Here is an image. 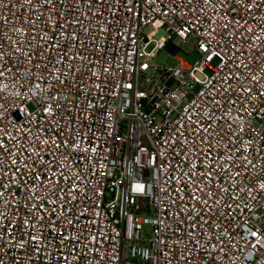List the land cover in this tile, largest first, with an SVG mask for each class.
Returning <instances> with one entry per match:
<instances>
[{
  "label": "built area",
  "instance_id": "obj_1",
  "mask_svg": "<svg viewBox=\"0 0 264 264\" xmlns=\"http://www.w3.org/2000/svg\"><path fill=\"white\" fill-rule=\"evenodd\" d=\"M0 264H264V0H0Z\"/></svg>",
  "mask_w": 264,
  "mask_h": 264
},
{
  "label": "rangeland",
  "instance_id": "obj_2",
  "mask_svg": "<svg viewBox=\"0 0 264 264\" xmlns=\"http://www.w3.org/2000/svg\"><path fill=\"white\" fill-rule=\"evenodd\" d=\"M175 46H177L179 48V51L177 53V55L179 57H181L182 59L186 60L187 63L189 64H195L198 61V55L196 54L195 51H193V47H194V39L189 37L184 41L181 40H175L174 41ZM154 63L156 65H169V66H174L175 61L173 60V58L171 57V55L166 51V50H162L159 51V53L157 54V56L154 59ZM198 87H195V90Z\"/></svg>",
  "mask_w": 264,
  "mask_h": 264
}]
</instances>
